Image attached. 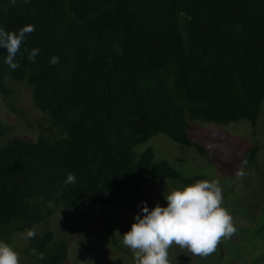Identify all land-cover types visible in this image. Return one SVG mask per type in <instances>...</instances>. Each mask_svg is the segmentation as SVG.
<instances>
[{
    "label": "trees",
    "instance_id": "1",
    "mask_svg": "<svg viewBox=\"0 0 264 264\" xmlns=\"http://www.w3.org/2000/svg\"><path fill=\"white\" fill-rule=\"evenodd\" d=\"M29 24L35 31L15 70L0 49V104L11 110L15 86L24 87L43 117L32 141L0 121V241L58 208L84 215L136 196L146 183L210 177L154 159L151 146L136 152L153 135L209 165L205 146L188 136L191 122L241 120L256 133L264 0H0V27ZM25 48L40 49L34 61ZM53 56L59 63L50 64ZM259 148L254 140L244 148L239 166L245 158L244 169L251 166ZM69 172L76 183L65 185ZM104 232L115 245L110 228ZM23 251L22 264H64L68 244L43 229Z\"/></svg>",
    "mask_w": 264,
    "mask_h": 264
},
{
    "label": "rangeland",
    "instance_id": "2",
    "mask_svg": "<svg viewBox=\"0 0 264 264\" xmlns=\"http://www.w3.org/2000/svg\"><path fill=\"white\" fill-rule=\"evenodd\" d=\"M14 91L17 94L11 101V110L4 103L0 104V121L12 127L11 136L32 141L36 135L37 119H42L43 114L30 104L26 88L15 86ZM263 109L262 103L254 136L251 127L241 120L225 125L191 122L188 136L205 146L211 159L209 165L184 148L176 147L161 134L135 146L136 152L151 146L154 159L167 158L186 170L200 169L210 176L206 177L208 180L218 179L223 189V206L230 210L235 222L236 233L230 239L222 240L214 253L215 258L210 259L211 263L208 257L193 256L186 249L174 246L169 250L172 264H264V226L260 227L264 222ZM42 124L46 125V122ZM253 140L259 143L258 154L252 165L244 169L246 175L238 180L235 172L240 167V156ZM177 186H171L168 181L146 183L136 196L100 209L86 208L92 210L84 215L58 208L48 220L32 226L30 230L39 233L50 229L56 237L64 239L68 244L64 264H133L131 251L122 244V235L130 230L135 215H143L141 202H146L149 209L157 203L167 206L164 195ZM104 227L110 228L115 245L104 232ZM27 231L12 233L6 242L20 253V264L23 262Z\"/></svg>",
    "mask_w": 264,
    "mask_h": 264
},
{
    "label": "clouds",
    "instance_id": "3",
    "mask_svg": "<svg viewBox=\"0 0 264 264\" xmlns=\"http://www.w3.org/2000/svg\"><path fill=\"white\" fill-rule=\"evenodd\" d=\"M9 2L15 4L17 0ZM33 31L35 28L30 24L17 31L0 27V49L6 50L4 62L12 70L19 66L17 55L26 35ZM24 51L28 53V59L34 61L40 49L25 48ZM57 63L59 57H51L50 64ZM246 163L245 158L235 172L236 179L246 175L243 167ZM76 179L69 172L63 183L75 184ZM164 199L167 206L157 203L151 210L146 202H141L143 215H135L130 230L122 235V244L131 251L133 264H172L169 250L174 246L186 249L193 256L206 258L217 251L222 240L230 239L237 231L230 210L223 206V189L218 179H199L174 187ZM34 236V231L26 232V238ZM33 254L38 259L43 258L35 251ZM0 264H20V253L4 241H0Z\"/></svg>",
    "mask_w": 264,
    "mask_h": 264
}]
</instances>
